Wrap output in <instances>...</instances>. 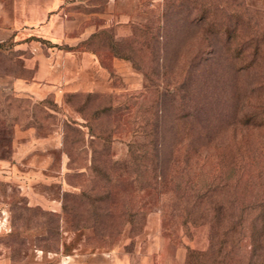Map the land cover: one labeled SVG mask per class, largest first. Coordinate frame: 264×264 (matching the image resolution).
I'll return each mask as SVG.
<instances>
[{
    "label": "rangeland",
    "instance_id": "374dc122",
    "mask_svg": "<svg viewBox=\"0 0 264 264\" xmlns=\"http://www.w3.org/2000/svg\"><path fill=\"white\" fill-rule=\"evenodd\" d=\"M39 57L65 90L13 89ZM261 81L264 0H0V264H264L177 192L184 152L231 151Z\"/></svg>",
    "mask_w": 264,
    "mask_h": 264
},
{
    "label": "trees",
    "instance_id": "16d2710c",
    "mask_svg": "<svg viewBox=\"0 0 264 264\" xmlns=\"http://www.w3.org/2000/svg\"><path fill=\"white\" fill-rule=\"evenodd\" d=\"M169 2L164 14L176 5H173V1ZM190 15L189 12L185 14L186 17ZM203 16L202 13L200 18ZM254 49L260 50V45H256ZM262 86L261 81L260 87ZM190 115L189 120H180L181 129L187 127L188 131L192 130V120L197 119L199 111L190 112ZM237 122L236 128L242 131V136L231 144V151L229 146V151L226 152L221 145H217L219 152L202 154L192 144L184 152L182 156L185 165L197 166L198 170L189 187H183L177 192H180V198L187 196L186 205L195 216L202 221L209 219L212 225H219L224 237L234 233V240L239 243L248 239L250 254L254 252V258L264 259V91L256 98L253 108L243 113ZM251 129H254V140H248L245 135ZM150 146L154 152L150 150L146 164H151V168L147 166L151 169L149 177L157 181L159 165L155 151L156 141H150ZM150 153L153 154L150 156ZM206 165L209 169L203 171ZM227 254L224 252L217 262L226 261Z\"/></svg>",
    "mask_w": 264,
    "mask_h": 264
},
{
    "label": "crops",
    "instance_id": "0c3cea01",
    "mask_svg": "<svg viewBox=\"0 0 264 264\" xmlns=\"http://www.w3.org/2000/svg\"><path fill=\"white\" fill-rule=\"evenodd\" d=\"M36 55L31 56L27 60L28 66H33L35 62ZM40 58V57H39ZM60 64V59L57 61ZM50 63H54V59L50 57H42L39 59V65L36 68V71L29 77H14L12 81V87L17 92L21 93H29L30 95H39L42 97L44 94L50 92L51 90L58 89L59 91L65 90L67 88V78L65 73V68L60 65L56 66L55 64L50 65ZM49 64V65H48ZM62 73V77H61ZM46 92V93H45ZM102 263L106 264H149L147 257L138 259L136 261L131 262L130 260H122L116 259L111 261L109 259L108 253H103L102 255ZM69 260H65L64 264H69ZM75 264H80V261H75ZM93 264V263H91Z\"/></svg>",
    "mask_w": 264,
    "mask_h": 264
}]
</instances>
